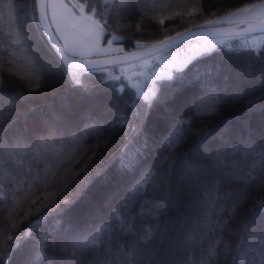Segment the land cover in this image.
Wrapping results in <instances>:
<instances>
[{
	"label": "trees",
	"instance_id": "obj_1",
	"mask_svg": "<svg viewBox=\"0 0 264 264\" xmlns=\"http://www.w3.org/2000/svg\"><path fill=\"white\" fill-rule=\"evenodd\" d=\"M256 1L260 0H159L161 10L155 12L147 10L151 7L149 0H128L123 11L116 10L115 0H87V3L95 6L97 13L107 19L105 36L118 35L125 50H131L185 29L207 25L206 22L215 16ZM216 47L222 54H213L196 62L219 69L213 73L214 91L204 94L199 113H193L184 97H177L154 105L148 119L145 130L150 136V147L145 163L153 167L168 155L166 141L173 125L179 120L185 123L184 139L176 144L171 154L174 163L168 172L166 190L158 193V198L167 205L160 217L161 230L166 227L167 234L166 237H157L152 244V248L159 249V254L155 258L146 255L142 264H159L161 259L165 264H175L180 258L185 264H264L258 255L264 246V212L252 211L258 201H264V161L251 154L245 157L243 149L236 150L242 140H250L257 146L256 150L264 146V49L259 55L241 54L237 57L222 45ZM53 55L54 50L38 22L36 0H0V85L4 92L0 109L5 118L10 114L16 121L8 135L23 133L31 137L42 120V113H49L53 107L57 111L62 110L65 101L61 100L60 94L66 87L62 84L64 78L59 73L49 77L37 75L30 63L34 57L53 61ZM97 75L109 77L103 72L87 79L94 83ZM110 83L128 84L123 78ZM15 93H22L26 98L13 100ZM187 95L189 93L186 92L184 96ZM132 97L133 90L126 87L123 94L112 89L109 96L97 97V102L100 106L115 102L118 112L107 118L116 123L114 115L131 112L127 105ZM66 103L72 115L67 126L69 135L74 126L83 127L89 116L97 114L93 110L95 105L84 100L79 92H69ZM109 130L111 125L105 128V135ZM177 132L179 134L180 130ZM120 135L121 132L117 131L116 136ZM59 143L56 141L53 147H59ZM96 143L95 134H91L71 159L61 156L65 163L58 170L53 166L55 176L49 171L45 177V164L36 165L27 159H24L23 168L18 164H5L0 170L4 193V198L0 199V253L4 264H24L25 257L30 254L32 240H25L20 249L9 256L3 252L9 235L15 236L17 230L24 233L33 229V222L47 211L44 205L58 198L53 196V192L59 186L63 173L68 169L78 171L77 162L91 156ZM65 147H68L67 142ZM95 151L100 153L104 149L95 147ZM52 154L50 148L48 160ZM28 167L33 169L31 173L27 171ZM249 173L256 180L247 188L232 218L229 219L227 211L220 214L221 221H227L226 227L211 230L212 224L217 222V215H211V223L207 226L203 220L199 227L194 223L183 224L185 215L195 220L194 205L204 201L206 193L210 194L207 204L216 197L223 201L225 193L244 190L243 183H236L233 177ZM130 180L131 177H123L113 166L106 176L89 185L83 197L65 215V222L84 227L106 218L111 211L109 201L114 204ZM225 204L231 207L230 201ZM205 210L206 206L202 208ZM140 211V205L136 204L130 213L135 217L131 221L134 230L155 223L147 215L141 219L137 215ZM52 219L50 216L47 223L51 224ZM45 227L44 224L35 226L33 236H38ZM103 238L109 241L107 234ZM132 239L130 235H121L110 242L115 251L119 244ZM225 243L230 245L227 255L224 254ZM214 244L217 254L207 256V251ZM48 256L53 257L55 264H88V260L82 262L70 252L61 253L51 247L48 248Z\"/></svg>",
	"mask_w": 264,
	"mask_h": 264
},
{
	"label": "snow or ice",
	"instance_id": "obj_2",
	"mask_svg": "<svg viewBox=\"0 0 264 264\" xmlns=\"http://www.w3.org/2000/svg\"><path fill=\"white\" fill-rule=\"evenodd\" d=\"M127 3L128 0H115L118 6L116 10L123 11ZM149 3L151 7L147 10L154 12L161 10L159 0H149ZM37 6L39 9L38 22L42 31L50 42L52 36H56L55 42L52 43L54 62L34 57L30 62L31 67L37 75L49 77L59 73L64 78L62 84L66 87L60 95L61 100L65 102L60 111L53 107L49 113H42V120L34 129L31 137L23 133L8 135L9 129L16 121L10 114L5 118L0 109V170L5 164H18L23 168L24 159H27L36 165L44 163L43 174L47 177L53 166L58 170L65 163L64 159H60L61 156L71 159L76 155L77 150L83 147L91 134H95L97 143L91 156L77 162L78 171L73 172L68 169L63 173L59 186L53 192V196L58 198L44 205L47 211H44L42 216L33 222V229L24 233L17 230L15 236L9 235L3 252L11 256L20 249L25 240L31 239V251L25 257L24 264H42V262L43 264H55L53 257L48 256L49 247L53 250L58 249L61 253L70 252L73 256H78L82 262L88 260V264H117V261L120 264H142L146 255L155 258L159 254V249L152 248V244L157 237H166L167 234V228L161 230L160 227V217L167 205L163 199L158 198V193L166 190L168 172L171 164L174 163L171 154L176 144L184 139L183 126L185 123L184 120H179L173 125L166 141L168 155L164 156L158 166L153 167L145 163L150 147V136L145 129L151 111L156 104L184 97L193 113H199L203 107L204 94L214 91L213 73L218 72L219 69L209 68L206 65L201 66L196 62L213 54H222L217 49V45H222L230 54L237 57L241 54L259 55L264 49V20H261L258 26L253 25L236 32L193 33L191 29H188L186 32L189 39L198 35L209 36L211 39L202 44L188 46L187 52L190 54L179 60L173 54V49L177 44L184 42L182 38L185 33L177 32L175 36H168L159 41L158 45L152 46L150 53L144 54L149 58L142 59L140 67L134 73V77L143 78L142 82L139 79H133L127 85L110 83V81H120L121 77L97 75L96 82L93 83L87 77L105 71L98 57L103 51L100 47V40L107 31V19L103 14H98L96 7L87 3V0L85 3H80L78 0H67V2L65 0H37ZM257 7H264V3L253 5L251 8H241L233 15L252 13ZM86 8L89 10L88 13L85 12ZM121 39V37L113 36L108 43L111 44L113 40ZM231 41L236 43H230ZM132 58L136 59L135 54ZM192 65L195 66L190 67ZM126 87L133 90V97L127 105L132 110L126 115H114L113 119L116 123H112V120L107 117L118 112L117 105L113 101L100 106L97 97L109 96L112 89L123 94ZM69 92H79L84 100L95 105L93 110L97 113L94 117L89 116L83 127L74 126L71 129V135L67 131L69 121L72 120L71 108L66 103ZM186 92L189 95L184 96ZM3 96V86L0 85V100ZM17 98L26 97L22 93L13 94L12 99ZM108 125H111V130L105 135L104 130ZM177 130H180L179 134ZM117 131L121 132L119 137L116 136ZM56 141L60 142L59 147L54 148ZM66 142L67 148L65 147ZM95 147H103L104 151L97 153ZM50 148L53 154L48 160ZM242 149L245 157L251 154L257 160L264 161V146L256 150L257 146L252 145L250 140H242L236 146V150ZM80 163L83 164L82 167ZM113 166L117 167L123 177H131V180L114 204L111 200L109 201L111 208L109 215L97 223L84 227H78L71 221L66 223L65 215L83 197L89 185L97 178L106 176ZM255 167V165L252 166L253 170ZM27 171L31 173L33 169L28 167ZM52 175L55 176L56 172L52 171ZM233 180L236 183H243L244 190L236 189L225 193L223 201L220 197H216L212 199L211 204H207L210 194L206 193L205 200L194 205L195 220L185 215L183 224L194 223L196 227H199L200 221L203 220L207 226L211 223V215H217V222L212 224L211 230H222L226 227L227 221H221L220 214L227 211L229 219L232 218V213L237 210L247 188L253 184L256 177L249 173L246 176L237 175L233 177ZM3 198V186L0 184V199ZM227 201L231 202V207H226L225 202ZM136 204H139L141 209L137 215L141 219L147 215L155 223L143 229L134 230L131 221L135 217H132L130 213ZM205 206L206 210L202 211ZM252 211L254 213L264 212V201H258ZM50 216L53 219L51 224H48ZM41 224L46 225L44 231L38 236H33L35 226ZM105 234L109 237L108 242L103 238ZM121 235H130L133 239L119 244L114 251L110 241ZM215 248L216 245H212L206 255H216ZM229 250L230 245L225 243L224 254L227 255ZM258 255L260 260L264 261V246ZM89 256L90 259H88ZM0 264H4L2 253H0ZM159 264H165L164 260L161 259ZM175 264H185V261L180 258Z\"/></svg>",
	"mask_w": 264,
	"mask_h": 264
},
{
	"label": "rangeland",
	"instance_id": "obj_3",
	"mask_svg": "<svg viewBox=\"0 0 264 264\" xmlns=\"http://www.w3.org/2000/svg\"><path fill=\"white\" fill-rule=\"evenodd\" d=\"M67 2V0H65ZM80 3H85L83 1L78 0ZM264 3V0L256 1L250 4L243 5L241 7H238L236 9H233L231 11H228L224 14L215 16L211 19H209L207 22V25L210 26H217V25H235V24H241L243 25L246 22H254V21H261L264 20V7H257L254 12L252 13H246V14H237L233 15V13H238V10L241 8H251L253 5H260ZM89 10L85 9V12L88 13ZM51 16V12L49 13ZM98 18V17H97ZM54 32V29H53ZM113 36H117L116 34H111L109 36L103 35V37L100 40V47L103 50L102 54L99 57H107V56H113V55H119L121 53H124L125 47L123 44L119 41L113 40L111 44L108 43L109 40L113 39ZM211 39V37L196 39L192 41H186L180 44H177L175 48L173 49V54L175 55L176 59L179 60L183 58L186 55H189L190 53L187 52L188 46L192 44H202L206 40ZM218 46V45H217ZM149 57H141L137 58L135 60L123 62L114 66H105V73L109 77L118 76L123 78L127 81V83H131L133 79H139L141 82L143 81L142 77H134V73L137 71V69L141 65L142 59H148ZM169 59L171 60V55L169 56ZM161 70L162 66H161Z\"/></svg>",
	"mask_w": 264,
	"mask_h": 264
},
{
	"label": "water",
	"instance_id": "obj_4",
	"mask_svg": "<svg viewBox=\"0 0 264 264\" xmlns=\"http://www.w3.org/2000/svg\"><path fill=\"white\" fill-rule=\"evenodd\" d=\"M36 4H37V0H36ZM37 16H39L38 6H37ZM260 22L261 21L246 22L243 25H241V24L217 25V26L204 25V26H199V27H194V28H189V29H191L193 33H211V32H217V31L236 32V31H241V30L247 29L248 27L253 26V25L258 26L260 24ZM186 30H188V29L180 31V33H185V36L182 38L184 42L209 37V36H204V35H198V36H195V37L189 39ZM175 35H176V33L173 35H170V36H175ZM45 37L52 46V43H54L56 40V36L55 35L52 36L51 42L49 41V39L46 35H45ZM164 39L165 38H163L161 40H164ZM161 40L143 45V46L135 48V49L127 50L124 53H121L119 55H113V56H107V57H98V58L102 61L104 67L105 66H114V65H117V64H120L123 62L135 60L132 58L133 54H135L136 59L144 57V54L150 53L152 50V46L158 45L159 41H161Z\"/></svg>",
	"mask_w": 264,
	"mask_h": 264
}]
</instances>
